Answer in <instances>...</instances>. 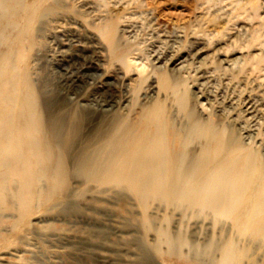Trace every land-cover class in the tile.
I'll return each mask as SVG.
<instances>
[{"label":"rangeland","instance_id":"rangeland-1","mask_svg":"<svg viewBox=\"0 0 264 264\" xmlns=\"http://www.w3.org/2000/svg\"><path fill=\"white\" fill-rule=\"evenodd\" d=\"M59 1L62 8L36 28L27 66L45 116L66 121L76 112L82 117L73 157L68 158L70 171L74 155L99 129L122 116L135 118L140 106L159 97L166 99L178 124L187 123L172 95L160 91V76L180 79L198 117L226 126L264 158V0ZM106 25L128 51L132 72L115 59L101 37L98 29ZM69 179L67 203L53 200L50 211H34L18 234V244L0 249V264L209 260L207 255L196 262L194 254L156 253L151 248L155 234L144 232L133 197L100 195L73 173ZM156 208L159 223L165 208ZM172 219L171 228L188 227L197 245L205 246L211 238L205 231L211 228L208 223L197 226L176 214ZM0 231L16 237L7 224Z\"/></svg>","mask_w":264,"mask_h":264},{"label":"bare ground","instance_id":"bare-ground-1","mask_svg":"<svg viewBox=\"0 0 264 264\" xmlns=\"http://www.w3.org/2000/svg\"><path fill=\"white\" fill-rule=\"evenodd\" d=\"M61 8L59 0H0V227L7 224L16 235L1 230L0 249L18 244L34 211H50L53 200L67 203L73 173L100 195L133 197L144 232L155 234L156 253L194 254L196 262L207 255L204 264H264V158L226 126L198 117L180 79L160 76L158 83L187 123L178 124L159 97L140 106L135 118L122 116L99 129L74 155L70 171L82 117L45 116L27 66L37 26ZM98 30L115 59L132 72L128 51L112 29ZM155 206L165 208L159 223ZM175 214L211 226L205 246L193 241L197 237L188 227L171 228Z\"/></svg>","mask_w":264,"mask_h":264}]
</instances>
